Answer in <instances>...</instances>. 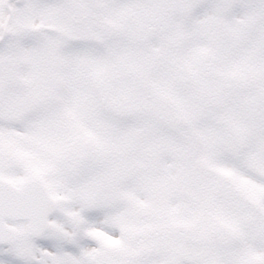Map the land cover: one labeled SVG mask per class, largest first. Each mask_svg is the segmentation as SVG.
Instances as JSON below:
<instances>
[{"label":"snow or ice","instance_id":"snow-or-ice-1","mask_svg":"<svg viewBox=\"0 0 264 264\" xmlns=\"http://www.w3.org/2000/svg\"><path fill=\"white\" fill-rule=\"evenodd\" d=\"M0 264H264V0H0Z\"/></svg>","mask_w":264,"mask_h":264}]
</instances>
